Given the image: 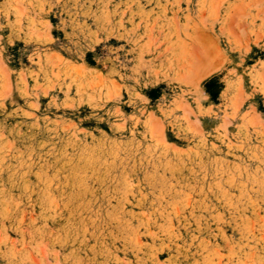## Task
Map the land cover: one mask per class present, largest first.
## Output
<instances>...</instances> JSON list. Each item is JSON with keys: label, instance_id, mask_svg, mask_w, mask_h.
I'll list each match as a JSON object with an SVG mask.
<instances>
[{"label": "rangeland", "instance_id": "rangeland-1", "mask_svg": "<svg viewBox=\"0 0 264 264\" xmlns=\"http://www.w3.org/2000/svg\"><path fill=\"white\" fill-rule=\"evenodd\" d=\"M0 264H264V0H0Z\"/></svg>", "mask_w": 264, "mask_h": 264}]
</instances>
